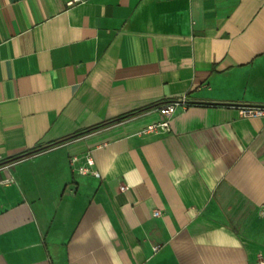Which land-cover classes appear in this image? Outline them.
<instances>
[{
    "label": "crops",
    "instance_id": "crops-1",
    "mask_svg": "<svg viewBox=\"0 0 264 264\" xmlns=\"http://www.w3.org/2000/svg\"><path fill=\"white\" fill-rule=\"evenodd\" d=\"M183 96L168 131H144ZM249 105L264 106V0H0V163L136 112L0 164V264H257ZM89 156L99 177L75 170Z\"/></svg>",
    "mask_w": 264,
    "mask_h": 264
},
{
    "label": "built area",
    "instance_id": "built-area-1",
    "mask_svg": "<svg viewBox=\"0 0 264 264\" xmlns=\"http://www.w3.org/2000/svg\"><path fill=\"white\" fill-rule=\"evenodd\" d=\"M190 101L188 100L187 96H183L181 98H175L167 103L163 104L158 108V112L160 114V119L158 122L150 124L144 131L145 132H161V131H168L170 129V122L172 117L175 115V113L178 110H184L188 108L190 105ZM240 114L243 117L247 118H253V117H262L264 118V106H242L240 110ZM25 158V157H24ZM24 158L17 159L13 161L14 163L23 160ZM77 161V158L72 159V164L75 165L74 163ZM8 166V165H6ZM75 170L78 171L79 173L82 174H87V173H92L95 176L99 177L100 173L94 169V160L92 157L87 158V163L86 165H81L75 167ZM11 180H5L3 182H10ZM129 188L127 184H122L120 186V190L125 191ZM161 212L159 210H155V215L158 216L160 215ZM260 215L264 217V204L261 206L260 209ZM257 264H264V257L259 256L257 260Z\"/></svg>",
    "mask_w": 264,
    "mask_h": 264
},
{
    "label": "trees",
    "instance_id": "trees-1",
    "mask_svg": "<svg viewBox=\"0 0 264 264\" xmlns=\"http://www.w3.org/2000/svg\"><path fill=\"white\" fill-rule=\"evenodd\" d=\"M135 113H136V112H130V113H127V114H123V115H121V116H119V117H117V118H114V119H112V120H109V121H107V122H103V123H101V124H97V125H95V126H92V127L88 128L87 130H84V131H81V132H77V133H74V134L69 135V136H67V137L61 138V139H59V140H57V141H55V142H53V143L47 144L46 146H39V147L34 148V149H32V150H30V151H28V152H26V153L19 154V155H16V156H12V157H10V158H8V159L3 160L0 164H6V163H9V162H13V161H15V160H17V159L24 158V157H26V156H28V155H31V154H33V153H36L37 151H39V150H41V149H43V148H47V147H51V146H54V145L60 144V143H62V142H65V141H68V140L74 139V138H76V137H78V136H80V135H83V134L87 133V132H90V131H93V130H96V129L102 128V127H104V126H106V125H108V124L115 123V122L121 121V120H123V119H126V118H128V117L134 115Z\"/></svg>",
    "mask_w": 264,
    "mask_h": 264
},
{
    "label": "clouds",
    "instance_id": "clouds-1",
    "mask_svg": "<svg viewBox=\"0 0 264 264\" xmlns=\"http://www.w3.org/2000/svg\"><path fill=\"white\" fill-rule=\"evenodd\" d=\"M206 155H207V153H206ZM217 163H219V161H217ZM205 171H208V168L207 167L205 168ZM171 175L175 176L176 173L173 172V173H171ZM215 186H216L215 183L212 182L211 180H209V189L210 190H214Z\"/></svg>",
    "mask_w": 264,
    "mask_h": 264
}]
</instances>
